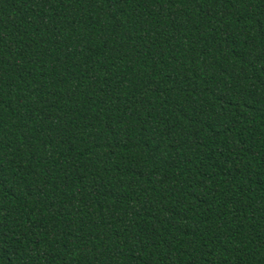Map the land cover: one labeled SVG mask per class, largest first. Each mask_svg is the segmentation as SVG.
Segmentation results:
<instances>
[{"label": "trees", "instance_id": "1", "mask_svg": "<svg viewBox=\"0 0 264 264\" xmlns=\"http://www.w3.org/2000/svg\"><path fill=\"white\" fill-rule=\"evenodd\" d=\"M0 264H264V0H0Z\"/></svg>", "mask_w": 264, "mask_h": 264}]
</instances>
